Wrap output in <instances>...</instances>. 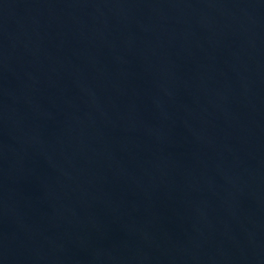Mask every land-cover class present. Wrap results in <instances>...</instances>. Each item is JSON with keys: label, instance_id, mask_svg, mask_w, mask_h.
<instances>
[{"label": "water", "instance_id": "obj_1", "mask_svg": "<svg viewBox=\"0 0 264 264\" xmlns=\"http://www.w3.org/2000/svg\"><path fill=\"white\" fill-rule=\"evenodd\" d=\"M0 264H264V0H0Z\"/></svg>", "mask_w": 264, "mask_h": 264}]
</instances>
